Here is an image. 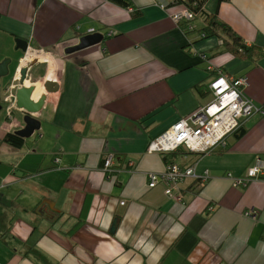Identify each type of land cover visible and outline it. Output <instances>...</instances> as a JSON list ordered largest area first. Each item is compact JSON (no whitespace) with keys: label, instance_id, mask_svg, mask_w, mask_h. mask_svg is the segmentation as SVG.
Returning a JSON list of instances; mask_svg holds the SVG:
<instances>
[{"label":"crops","instance_id":"obj_1","mask_svg":"<svg viewBox=\"0 0 264 264\" xmlns=\"http://www.w3.org/2000/svg\"><path fill=\"white\" fill-rule=\"evenodd\" d=\"M130 2L127 10L107 0H0V63L10 59L0 84L14 77L18 87V68L33 64L24 86L59 96L54 120L20 148L2 141L18 120L0 114V264H264V177L235 188L230 179L264 161V116L198 158L208 179L180 182L171 197L160 180L163 156L148 152L208 103L219 73L248 76L243 93L264 108V58L253 66L214 49L216 39L196 37L200 21L187 34V20L172 17L184 5ZM205 9L264 48V0H209ZM93 33L102 41L67 52ZM16 39L28 42L26 55ZM188 153L168 159L190 164ZM150 173L159 177L153 188Z\"/></svg>","mask_w":264,"mask_h":264},{"label":"built area","instance_id":"obj_2","mask_svg":"<svg viewBox=\"0 0 264 264\" xmlns=\"http://www.w3.org/2000/svg\"><path fill=\"white\" fill-rule=\"evenodd\" d=\"M172 17L178 22L182 19L189 20L191 15L185 9L175 13ZM209 69L211 70V67ZM248 82L249 79L246 75L229 77L219 73L213 77L207 86L211 95L208 103L179 118L152 140L148 146V152L168 154L177 151L179 148H185L191 152L209 153L215 150L216 147L224 148L227 145L228 136L235 129H238L244 120L256 114L264 116V108L256 106L243 93V89L248 85ZM11 86L13 89L15 88L14 85ZM54 96L52 95V97ZM12 105H14L13 102ZM7 112L10 113V111ZM111 165L112 157L109 156L104 160V170L108 171ZM227 176L230 178L229 174ZM262 177H264V161L256 159L245 170L244 174L230 178L231 187L244 186L249 181L261 179ZM158 178L156 174H148V187H155ZM161 179L168 183L164 191L165 195L171 197L182 180L206 181L208 173L207 171L198 173L195 165L182 169L177 164H171L166 167ZM246 215L253 217L254 213L249 210Z\"/></svg>","mask_w":264,"mask_h":264},{"label":"trees","instance_id":"obj_3","mask_svg":"<svg viewBox=\"0 0 264 264\" xmlns=\"http://www.w3.org/2000/svg\"><path fill=\"white\" fill-rule=\"evenodd\" d=\"M107 1L114 3L115 5L127 10L129 8H132L131 7L132 4L130 0H107ZM208 1L209 0H170L168 4L175 6L184 5L186 10L190 13L191 15L190 19L187 21H182L180 23L181 24L180 27L187 34L196 33V29L192 26V22L200 21L203 25L200 30H197L196 37L201 40L210 39V38L216 39L218 42H220V44L217 45L214 49L216 50L220 49L222 53L229 54L232 59L249 62L253 66L260 59H263L264 48L257 46L255 44L248 45L244 41V39L240 35H238L229 25H227L218 18L217 12L209 13L206 11L205 6ZM229 1L230 0H218L219 3L229 2ZM138 15H139L138 11L131 12V17H137ZM197 88H200V85H197ZM204 94H206V92L202 93V95ZM242 126L243 123L240 125L238 129H235L231 133V134H236L235 138L241 137V135L244 133V130L243 129L241 130ZM2 141L14 148H20L24 144V139L14 135L13 133H7ZM174 152L168 154H159L163 156V160L165 161L166 167H168L171 164L172 165L177 164L182 169L191 167L193 165H196L198 158L207 154L203 152L197 153L190 151L188 154L195 156L196 158L195 161H193L190 164H179L173 159H168L170 158L169 155H173ZM160 180L163 181L167 187L168 183L161 178ZM185 180L188 179H184L181 182H184ZM190 180H192L194 183L198 184L199 186L201 185V182H203L201 180H193V179Z\"/></svg>","mask_w":264,"mask_h":264},{"label":"water","instance_id":"obj_4","mask_svg":"<svg viewBox=\"0 0 264 264\" xmlns=\"http://www.w3.org/2000/svg\"><path fill=\"white\" fill-rule=\"evenodd\" d=\"M103 36L99 33L88 34L79 39V43L76 46H73L67 50V52H73L77 50L84 49L86 47L95 45L101 42ZM16 48L23 51L24 54L29 50L28 42L23 39H16ZM24 55V57H25ZM36 60V59H35ZM22 60H20L21 62ZM37 61V60H36ZM33 63H36L35 61ZM10 64V59H5L0 63V79L8 77L9 70L8 65ZM33 65V64H32ZM31 64H27L26 67H20L19 70V80L18 87L12 88V81L2 86L0 84V114L6 111H13V113L7 112L5 119H13L14 121L18 120L19 129L13 132L14 135L22 138L28 139L33 136L35 133L41 130L42 122H52L55 117L57 104L59 98L55 101L54 106L48 104L47 94H40L38 98H34V93L37 91L35 85L24 86L25 79L28 76V70L32 67ZM18 71V70H17ZM10 99V100H9ZM12 102L14 105H12ZM9 109V110H8ZM13 114V116H12ZM17 116L14 119V116ZM51 211L56 214L54 209ZM116 225V220L113 223L111 232L114 231Z\"/></svg>","mask_w":264,"mask_h":264},{"label":"bare ground","instance_id":"obj_5","mask_svg":"<svg viewBox=\"0 0 264 264\" xmlns=\"http://www.w3.org/2000/svg\"><path fill=\"white\" fill-rule=\"evenodd\" d=\"M47 87V86H46ZM46 87H42V88H37V91H36V94H39V92H40V90L43 92H47V94L49 93V90L50 89H48V88H46ZM48 89V90H47ZM58 94H56V96H54V97H52V94L50 93L49 95H47V102H48V104H50V105H52V106H54V104H55V101L58 99Z\"/></svg>","mask_w":264,"mask_h":264},{"label":"rangeland","instance_id":"obj_6","mask_svg":"<svg viewBox=\"0 0 264 264\" xmlns=\"http://www.w3.org/2000/svg\"><path fill=\"white\" fill-rule=\"evenodd\" d=\"M205 97H206V100L208 101V100L210 99V94L206 95ZM16 117H17V116L15 115V116H14V119H15ZM17 118H18V117H17ZM184 149H185V148H184ZM186 151H188V150H186Z\"/></svg>","mask_w":264,"mask_h":264},{"label":"flooded vegetation","instance_id":"obj_7","mask_svg":"<svg viewBox=\"0 0 264 264\" xmlns=\"http://www.w3.org/2000/svg\"><path fill=\"white\" fill-rule=\"evenodd\" d=\"M10 113H13V111L11 110Z\"/></svg>","mask_w":264,"mask_h":264},{"label":"clouds","instance_id":"obj_8","mask_svg":"<svg viewBox=\"0 0 264 264\" xmlns=\"http://www.w3.org/2000/svg\"><path fill=\"white\" fill-rule=\"evenodd\" d=\"M187 152H190V151H187ZM213 152V151H212ZM209 153H211V152H209Z\"/></svg>","mask_w":264,"mask_h":264}]
</instances>
